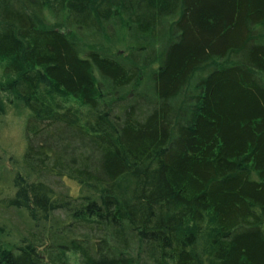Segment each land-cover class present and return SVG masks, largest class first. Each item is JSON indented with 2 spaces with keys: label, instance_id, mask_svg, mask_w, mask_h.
I'll use <instances>...</instances> for the list:
<instances>
[{
  "label": "trees",
  "instance_id": "16d2710c",
  "mask_svg": "<svg viewBox=\"0 0 264 264\" xmlns=\"http://www.w3.org/2000/svg\"><path fill=\"white\" fill-rule=\"evenodd\" d=\"M0 59L31 222L0 264H264V0H0Z\"/></svg>",
  "mask_w": 264,
  "mask_h": 264
},
{
  "label": "rangeland",
  "instance_id": "374dc122",
  "mask_svg": "<svg viewBox=\"0 0 264 264\" xmlns=\"http://www.w3.org/2000/svg\"><path fill=\"white\" fill-rule=\"evenodd\" d=\"M107 49H111L114 54L123 55L127 51V38L119 36L118 43L107 41ZM6 61L0 59V83L3 81V65ZM131 93V92H130ZM135 92L130 94L133 98ZM5 103V112L0 115V227L4 228L2 236L7 239L18 240L22 235H29L31 232V222L27 217L19 212L7 209L1 204L4 197L13 192L12 179L21 171V159L25 149L24 125L27 118V111L17 99L9 93L1 95ZM63 102L67 106L77 109H84L81 101L73 97H67ZM53 185L60 190H65L68 186L74 193L77 187L70 181H61L58 184L52 180ZM38 231V229L36 230ZM66 260L69 264H81L77 252L66 253Z\"/></svg>",
  "mask_w": 264,
  "mask_h": 264
}]
</instances>
